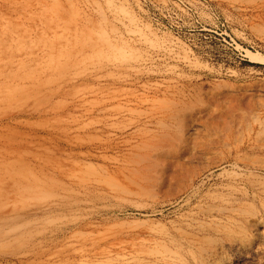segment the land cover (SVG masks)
Instances as JSON below:
<instances>
[{
	"label": "rangeland",
	"instance_id": "1",
	"mask_svg": "<svg viewBox=\"0 0 264 264\" xmlns=\"http://www.w3.org/2000/svg\"><path fill=\"white\" fill-rule=\"evenodd\" d=\"M90 255L264 264V0H0V264Z\"/></svg>",
	"mask_w": 264,
	"mask_h": 264
},
{
	"label": "bare ground",
	"instance_id": "2",
	"mask_svg": "<svg viewBox=\"0 0 264 264\" xmlns=\"http://www.w3.org/2000/svg\"><path fill=\"white\" fill-rule=\"evenodd\" d=\"M97 255H98V261H100L102 258H104L106 256V254L102 250L99 251L98 253H96V257H97ZM89 259H90L89 264H93L95 260L93 259V257L91 255L89 256ZM117 264H141V261L134 260L132 262H129V261L124 259V260H120Z\"/></svg>",
	"mask_w": 264,
	"mask_h": 264
}]
</instances>
